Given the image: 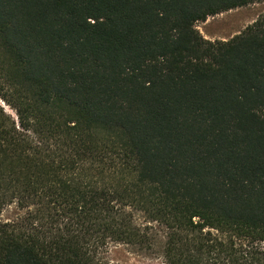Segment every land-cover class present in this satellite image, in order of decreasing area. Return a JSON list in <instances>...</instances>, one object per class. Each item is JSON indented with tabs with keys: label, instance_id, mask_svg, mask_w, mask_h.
<instances>
[{
	"label": "trees",
	"instance_id": "16d2710c",
	"mask_svg": "<svg viewBox=\"0 0 264 264\" xmlns=\"http://www.w3.org/2000/svg\"><path fill=\"white\" fill-rule=\"evenodd\" d=\"M260 3L0 0V264H107L153 224L167 264H264V14L197 30Z\"/></svg>",
	"mask_w": 264,
	"mask_h": 264
},
{
	"label": "rangeland",
	"instance_id": "374dc122",
	"mask_svg": "<svg viewBox=\"0 0 264 264\" xmlns=\"http://www.w3.org/2000/svg\"><path fill=\"white\" fill-rule=\"evenodd\" d=\"M264 14V4H254L221 15L210 17L206 22L197 24V30L211 41H229L244 32ZM0 105L15 116V113L0 99ZM16 208L10 207L2 214V221L7 222L17 217ZM137 224L142 221L136 216ZM149 233L151 249L139 245L111 244L104 255L107 264H167L163 252L167 241L166 229L153 224Z\"/></svg>",
	"mask_w": 264,
	"mask_h": 264
}]
</instances>
